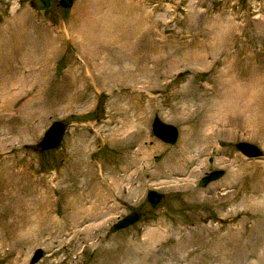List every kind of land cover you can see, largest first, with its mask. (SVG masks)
Here are the masks:
<instances>
[{
  "label": "rangeland",
  "instance_id": "rangeland-1",
  "mask_svg": "<svg viewBox=\"0 0 264 264\" xmlns=\"http://www.w3.org/2000/svg\"><path fill=\"white\" fill-rule=\"evenodd\" d=\"M111 5L139 8L146 30ZM104 16L106 44L76 37ZM214 21L227 26L219 53ZM232 76L254 83L248 109L225 96ZM215 110L227 124L212 135ZM155 117L178 129L174 143L152 134ZM56 121L63 139L42 149ZM186 129L198 157L187 187L164 173ZM238 142L264 154V0H0V264H32L36 248L33 264H211L199 254L218 247L224 264H264V157L246 158ZM215 169L221 177L201 185ZM27 205L58 223L33 224ZM242 222L243 235L229 232Z\"/></svg>",
  "mask_w": 264,
  "mask_h": 264
},
{
  "label": "bare ground",
  "instance_id": "bare-ground-1",
  "mask_svg": "<svg viewBox=\"0 0 264 264\" xmlns=\"http://www.w3.org/2000/svg\"><path fill=\"white\" fill-rule=\"evenodd\" d=\"M107 5V4H106ZM105 5V6H106ZM106 8V7H105ZM104 10V9H103ZM104 12V11H103ZM114 13H119V14H122L124 15L125 17H128L129 15H131L133 18L132 20L134 22H136L134 25L140 29V31H145L146 30V25L143 23H139V20L141 19V16L143 15V13L141 12V10L138 8V9H133L131 8L130 6L129 7H126V8H121L120 6L116 7V6H113L111 5V9H110V13L109 14H114ZM115 15V14H114ZM122 15H117L116 16V19L113 20V23L115 22V20H117L116 22L119 23L118 21V18H122L123 16ZM97 16V15H96ZM144 16V15H143ZM100 17H96L94 18L93 20V23H90L89 25H85V27L83 29H80L77 31V35L76 37L78 39H85V37H87L88 34H90L91 36V39H95V40H100L102 41L104 44H106L108 42V34L107 32H109V29L110 27H112L113 24L110 25V22H109V18L107 16H104L101 20V22H99V19ZM123 19V18H122ZM121 19V20H122ZM130 19V18H129ZM131 23V22H129ZM131 25V24H130ZM133 26V24H132ZM212 28L214 30V37L215 38H211L210 41L208 42V45L210 47H212L213 49L217 50L218 53L221 52V45H222V35L224 34L227 26L222 24L221 21H214L212 23ZM103 36H105L106 38H102ZM110 39H113L115 41V37L112 36V38L110 37ZM157 39V38H156ZM112 40V41H113ZM133 40V39H132ZM231 40V39H230ZM229 40V41H230ZM208 41V40H207ZM94 43V42H93ZM163 44V43H162ZM111 48V47H110ZM168 49V48H167ZM159 50V49H158ZM163 50V49H162ZM169 51V50H168ZM158 52V51H157ZM216 52V51H215ZM102 53V52H101ZM157 55V54H156ZM89 56V55H88ZM87 56V57H88ZM195 59H198V60H201L202 59V56H194ZM42 62V61H41ZM126 62V61H125ZM164 62V61H163ZM84 63H88V60L85 61ZM93 63V62H92ZM91 63V64H92ZM127 63V62H126ZM93 65V64H92ZM108 65V64H107ZM31 66V65H30ZM45 66V65H44ZM96 66V65H95ZM92 68V67H91ZM94 68V67H93ZM97 68V67H96ZM100 68V67H99ZM98 68V69H99ZM125 68V67H124ZM87 70V69H86ZM91 71V70H90ZM99 72V70H98ZM20 74V73H19ZM90 75L92 76V74L90 73ZM17 76V75H16ZM143 79V78H142ZM147 80V79H146ZM104 82V80H103ZM102 82V83H103ZM143 82V81H142ZM93 83V82H92ZM20 84V83H19ZM15 86V85H14ZM223 86V85H222ZM13 88V87H12ZM16 88V87H15ZM21 87H19L20 89ZM229 88H231V90L228 91V93L225 95L227 96L229 94L230 98H232V101L231 102H234L235 103H238V105H240V107H243V106H246L243 107L244 109H248L249 106L252 104L253 102V98L255 97V87H254V83L252 84V82H248L247 84L244 83L242 84L241 80H239L237 78V76H232L231 77V80H230V86ZM254 88V89H253ZM25 89V88H24ZM132 89V88H131ZM7 90V89H6ZM142 90V89H141ZM228 90V89H227ZM225 89L224 93H226L227 91ZM231 93V94H230ZM228 97V96H227ZM247 101V103L245 104L244 101ZM219 105V104H218ZM243 105V106H242ZM224 113L227 115L228 114V111H227V108H225L224 110ZM217 115V116H216ZM222 113L220 110L216 111L211 115L209 116V120L210 121H214V125L213 127L211 128V132H209L210 130L206 129V133L207 131L209 133H212V135L216 134L217 130L221 129L222 127H224L227 122H225L224 119H222ZM139 117V116H138ZM226 117V116H225ZM133 118V117H132ZM222 119V121H221ZM139 121H137V123L134 124V129L135 130H139L140 126H139ZM119 124V123H118ZM123 128V127H122ZM160 131H158V128H156V125L153 127V129L155 130L156 134L161 137L162 139H166L167 136L170 135V131L169 129H166L164 128V126H161L160 125ZM93 129V128H92ZM128 129V128H127ZM52 130V125L45 131L44 133V137H43V141L44 140H53L54 139V136L55 134L53 133ZM134 130V131H135ZM99 131V130H98ZM97 131V132H98ZM119 132V131H118ZM96 133V131H95ZM102 133V132H101ZM111 133V132H110ZM125 133V132H124ZM124 135V134H123ZM189 132L188 130L186 129L185 130V134H184V137H183V140H182V145H181V148L180 150H178V152H176L175 154H173L172 158H170L169 162H168V165L166 166V171L164 172L166 177H173L175 176L176 178V182H181L183 184V186H189L190 185V176H192L191 174H193V172H196L197 171V167L195 168L194 167V163L195 161H197L198 157L195 156L193 158H190L188 155H187V149H188V136H189ZM123 137V136H122ZM120 137V138H122ZM213 138V137H212ZM217 139V138H216ZM210 141V140H209ZM212 143V142H211ZM242 153V152H241ZM193 154V153H192ZM247 155V156H252L250 155L247 151H246V147L243 148V155ZM195 160V161H194ZM199 163V162H197ZM196 164V163H195ZM199 174V173H198ZM195 178V177H194ZM193 178V179H194ZM31 188V187H30ZM253 201H254V207L255 206H259V204H264V196H263V199L261 200V202L259 203L258 201L255 202V198H253ZM38 203H44L45 204V199L42 197V199H39V201H37ZM49 204V202H48ZM30 207V208H29ZM31 207L33 209H31ZM27 208L28 209H31L33 212L35 213H30V219L31 221L33 222V224L35 225H42L44 224V219L45 218L44 216H46V214H49V209L47 206H44L43 209H42V213L38 210L39 207H34V206H29L27 205ZM48 209V211H47ZM38 210V211H37ZM40 212V213H39ZM39 214V215H38ZM49 224L51 223H58L57 220H54L53 217H49V216H46ZM29 217L27 219H25L23 222H22V225L23 226H26L27 225V221H28ZM53 221V222H52ZM20 225V224H19ZM18 225V226H19ZM32 226V225H31ZM43 227V226H42ZM198 228V225L196 226V229ZM253 228V227H252ZM200 229H202L203 232H205V229L208 230V235H217V232H219L221 230V227L220 226H206V225H200ZM244 229V231H243ZM245 229L244 228V222L241 223V225H239L238 227H235V228H231V230L229 232L233 233V235H237L238 237H240L241 235L244 234L245 232ZM21 232V231H20ZM30 232H32V230L30 229H25L24 231V234L25 236H29L30 237ZM151 232L155 233L154 230H151ZM23 233V232H21ZM21 235V234H20ZM23 235V234H22ZM25 238L26 240L29 238ZM73 237V236H72ZM222 239H224V237H219V240L216 244V247H218L222 241ZM215 247V248H216ZM198 251V250H197ZM195 253V250H192V251H186V253L184 255H180V257L178 258L179 255H177V258L182 261H188V258L189 256L191 255V253ZM209 252V253H208ZM208 253V255H207ZM200 257L202 259V257H206L207 259L209 260H204V261H210L211 260V264H224V249L222 247H218L215 249V251L212 252V249L211 250H206V253L201 256V254H199ZM226 256V255H225ZM183 262V261H182ZM117 264V263H116Z\"/></svg>",
  "mask_w": 264,
  "mask_h": 264
},
{
  "label": "water",
  "instance_id": "water-1",
  "mask_svg": "<svg viewBox=\"0 0 264 264\" xmlns=\"http://www.w3.org/2000/svg\"><path fill=\"white\" fill-rule=\"evenodd\" d=\"M59 4L62 7H71L73 5V0H59ZM156 125V128H158V131H160V125L164 126L165 130L169 129L170 131V135L166 137V139H162L161 137H159L155 130L153 129V127ZM66 130V125L61 122V121H56L54 123H52V130L53 133L55 134L54 139L49 141V140H44L43 141V137L41 138L39 145L42 147V149H51V148H56L59 143L61 142L64 132ZM151 130L154 136H156L157 138H159L160 140H162L163 142L166 143H174L177 139L178 136V129L168 123H164L163 121H161L158 117H155L152 125H151ZM235 147L241 151L243 153V148L246 147V151L252 155L250 157H257L259 155H261V151L258 149V147H256L255 145L251 144V143H247V142H238L235 144ZM223 174L222 170L219 169H215L210 171V173H208L205 177H203L200 180V184L201 185H205L206 183L213 181L215 179H218L221 177V175ZM147 199L150 202L151 206L153 208L158 206L159 203V199H160V194L155 191V190H151L147 193ZM137 218V214L136 213H131L130 215L124 217L122 220H119L117 223H114L112 225V230H116L118 228H122L125 227L127 225H129L132 221H134ZM44 254V251L41 248H36L33 252V255L30 259V263H35L37 262L42 255Z\"/></svg>",
  "mask_w": 264,
  "mask_h": 264
}]
</instances>
